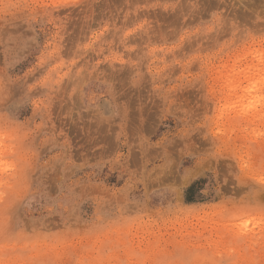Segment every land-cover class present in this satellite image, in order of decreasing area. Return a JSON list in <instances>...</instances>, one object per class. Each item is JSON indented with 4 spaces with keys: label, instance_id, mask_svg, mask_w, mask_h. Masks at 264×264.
<instances>
[{
    "label": "rangeland",
    "instance_id": "374dc122",
    "mask_svg": "<svg viewBox=\"0 0 264 264\" xmlns=\"http://www.w3.org/2000/svg\"><path fill=\"white\" fill-rule=\"evenodd\" d=\"M258 65L264 0H0V264H264Z\"/></svg>",
    "mask_w": 264,
    "mask_h": 264
},
{
    "label": "bare ground",
    "instance_id": "6f19581e",
    "mask_svg": "<svg viewBox=\"0 0 264 264\" xmlns=\"http://www.w3.org/2000/svg\"><path fill=\"white\" fill-rule=\"evenodd\" d=\"M261 56V55H260ZM261 58V57H260ZM259 58V59H260ZM263 58V57H262ZM261 60V59H260ZM260 67H262V65L260 66ZM259 67V65L258 66H253V67H251V68H253V70H251V72L253 73V71L255 72L256 71V73L258 72H260L261 70H264L263 68L261 69ZM250 68V69H251ZM246 70H244V72H245ZM249 72V71H248ZM245 75H246V73H244ZM255 75V74H254ZM254 75H253V77H254ZM257 75V74H256ZM255 75V76H256ZM259 76H260V74H258ZM250 76H251V73H250ZM238 77V76H237ZM258 77V76H257ZM256 77V78H257ZM239 78H240V75H239ZM238 79V78H237ZM249 79V78H248ZM255 79V78H254ZM254 79H252V77H251V82H249V84H248V87L246 88V90L248 91V94H250V93H252V92H254V91H256V86L258 87V83H257V81H259L258 80V78L256 79V80H254ZM236 97V96H235ZM243 102H244V100H242L241 101V103H242V105L244 106V104H243ZM254 103L255 102H253V104L252 105H245V106H254ZM233 104H235V106H238L240 103L239 102H237V101H235V102H233Z\"/></svg>",
    "mask_w": 264,
    "mask_h": 264
}]
</instances>
